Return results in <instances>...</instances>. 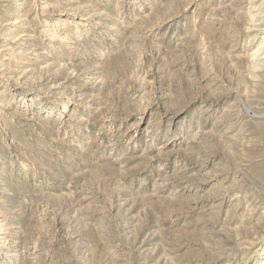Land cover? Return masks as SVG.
Wrapping results in <instances>:
<instances>
[{
	"label": "rangeland",
	"instance_id": "374dc122",
	"mask_svg": "<svg viewBox=\"0 0 264 264\" xmlns=\"http://www.w3.org/2000/svg\"><path fill=\"white\" fill-rule=\"evenodd\" d=\"M0 264H264V0H0Z\"/></svg>",
	"mask_w": 264,
	"mask_h": 264
},
{
	"label": "bare ground",
	"instance_id": "6f19581e",
	"mask_svg": "<svg viewBox=\"0 0 264 264\" xmlns=\"http://www.w3.org/2000/svg\"><path fill=\"white\" fill-rule=\"evenodd\" d=\"M62 113L65 112L64 110L61 111Z\"/></svg>",
	"mask_w": 264,
	"mask_h": 264
}]
</instances>
